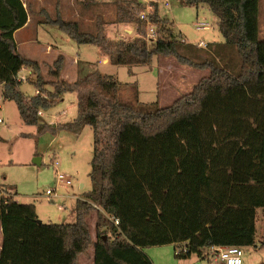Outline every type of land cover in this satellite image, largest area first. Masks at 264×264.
Returning <instances> with one entry per match:
<instances>
[{
    "label": "trees",
    "instance_id": "obj_1",
    "mask_svg": "<svg viewBox=\"0 0 264 264\" xmlns=\"http://www.w3.org/2000/svg\"><path fill=\"white\" fill-rule=\"evenodd\" d=\"M141 7L136 0H130ZM207 4L218 17L225 45H234L241 59L238 72L219 64L223 43L209 45L211 59L201 63L181 49L198 51L175 33L158 11L161 37L150 49L134 47L127 54L150 60L174 56L182 64L211 72L193 90L172 104L137 105L121 100V83L99 70L60 79L54 91L37 60L18 52L15 32L28 22L23 0H0V84L14 100L24 122L38 132L60 129L94 132L91 190L78 198L74 223L43 222L34 203L0 199L4 241L0 264H79L94 247L95 264H153L143 248L186 242L190 257L212 246L264 247L258 216H264V39L260 38V0H184ZM78 44L102 40L80 30L75 21L47 16ZM105 49V47H103ZM106 52V51H105ZM112 55V54H111ZM61 55L51 74L60 77ZM116 63V62H115ZM32 69L28 81L38 92L21 90L19 73ZM33 76L35 79H32ZM54 84V83H52ZM66 90L78 92V115L70 122L43 124L48 110ZM1 140V136H0ZM98 206V207H96ZM96 213V239L89 218ZM264 218V217H263ZM115 219L119 224H115Z\"/></svg>",
    "mask_w": 264,
    "mask_h": 264
},
{
    "label": "rangeland",
    "instance_id": "obj_2",
    "mask_svg": "<svg viewBox=\"0 0 264 264\" xmlns=\"http://www.w3.org/2000/svg\"><path fill=\"white\" fill-rule=\"evenodd\" d=\"M143 1L139 7L130 0H37L31 6L36 11V17L27 29L18 34L17 39L23 42L36 35L41 38L42 44L22 47V52L39 62L44 79L48 82L45 88L50 91L55 90L54 85L60 79L74 82L78 76L99 70L121 83L118 92L121 100L135 105L156 102L157 106L165 107L191 92L194 85L208 76L211 70L209 67L182 64L170 55L156 54L150 60H144L127 54L134 47L150 49L153 41L161 37L160 34L156 39H149L143 27L139 26V14L148 10L149 1H157L152 5L156 15L158 11L162 18L171 22L182 41L196 47L197 52L189 50L186 45L181 49L185 56L194 61L201 63L210 60L211 53L207 52L209 45L224 44L226 40L219 30L218 17L207 4L189 5L184 0H168L167 4L166 0ZM259 13L260 38L264 39V0H260ZM47 16H61L64 20L77 22L81 31L99 37L103 46L96 43L78 44L57 24L35 21ZM197 22H205L208 26L199 29ZM200 41H204L207 47H199ZM48 43L55 46L53 50L47 48ZM56 46L60 48V53ZM219 53L217 60L220 65L233 68L236 72L240 70L241 59L234 45L224 44ZM61 55L64 59L58 78L51 74V70ZM22 74L26 75L27 72L23 71ZM21 90L32 97L36 95L37 86L34 82L23 81ZM55 101L48 110L39 111L42 112L39 113L40 119L47 121L45 124L57 125L54 124L56 120L65 123L77 117V90H66L61 99ZM0 104V115L6 120L0 123V190L8 195L13 194L15 188L18 200L37 205L46 221L74 223L76 200L85 199L92 186L89 176L94 149L92 127L86 125L78 133L64 129L56 133L48 129L38 132L37 125L24 122L16 102L4 98L1 85ZM38 157L42 158V162L38 161ZM55 162L59 163L60 172L72 176V186L57 184ZM54 187L58 196L52 199L46 195V191ZM64 204L67 208H62ZM93 214L97 220L96 213ZM258 217L259 233L264 237V216L260 213ZM91 230L93 237H96L95 227ZM143 252L150 256L153 264H225L222 260L215 262L210 255L199 256L197 253L186 258L178 257L175 246L168 244L143 248ZM79 264H95L92 249L80 259ZM243 264H264V247L259 244L243 247Z\"/></svg>",
    "mask_w": 264,
    "mask_h": 264
},
{
    "label": "built area",
    "instance_id": "obj_3",
    "mask_svg": "<svg viewBox=\"0 0 264 264\" xmlns=\"http://www.w3.org/2000/svg\"><path fill=\"white\" fill-rule=\"evenodd\" d=\"M139 3L143 0H136ZM144 2V1H143ZM151 4L148 6V10H145L139 14V23L141 27L144 29L145 36L148 37L149 39H156V36L160 35L161 33L159 32V27H158V22L156 21V9L152 6L154 2L158 3L157 1H149ZM147 2V3H149ZM166 4L168 3V0L165 1ZM197 28L199 29H204L208 25L205 22H197L196 23ZM199 47H207V44L204 41H200L198 43ZM19 80L27 81L28 82V76H19ZM0 110H2V105L0 104ZM42 114V112H39ZM6 120L0 115V123H4ZM58 162L54 163V167L56 169V180L58 185H65V186H72L73 185V180L72 176L69 174H66L64 172H60L58 170ZM57 188H49L46 191V195L51 197L52 199L54 197H57L58 194L56 192ZM10 194L6 195L3 190H0V199L2 197H7ZM98 207V206H96ZM62 208H65V206H62ZM115 224H119V220L115 219ZM188 253V247L186 242H180L178 243V246L175 250V254L177 255H182ZM209 255L214 259L215 262L222 260L225 262V264H243V247L238 246V245H217V246H212L209 249Z\"/></svg>",
    "mask_w": 264,
    "mask_h": 264
},
{
    "label": "crops",
    "instance_id": "obj_4",
    "mask_svg": "<svg viewBox=\"0 0 264 264\" xmlns=\"http://www.w3.org/2000/svg\"><path fill=\"white\" fill-rule=\"evenodd\" d=\"M36 1H37V0H23L24 4H25V6H26V8H27V10H28V22L26 23V25H25L24 27L20 28L19 30H17V31L15 32V40H16V43H17V49H18V52L21 53L22 55L28 57V58H31V59H32L31 56H28V54H25L24 52H22V47H30V46H34V45H37V44H42L41 38H40L38 35H36V36L29 37L28 40H25V41H23V42H19L18 39H17V37H18V34H19L21 31L27 29V28L31 25V23H32L33 20H34V17H36V15H35V13H36L35 9L31 8V6L33 7L32 3H33V2H36ZM26 2H27V3H26ZM259 9H260V8H259ZM259 15H260V13H259ZM45 19H46V18H36L35 21L38 22V23H40V24H42V23L45 22ZM54 47H55V46H52V45L49 44V43L47 44V48H48V49L51 48V50H53ZM56 49L58 50V53H60V52H59V51H60V48H59L58 46H56ZM34 60H35V59H34ZM78 63H79V60H78ZM114 64H115V63H114ZM23 71H26V72H27V74H26L25 76L30 77V75L32 74V69L27 68V67H24V68L22 69V71H20L19 76H23V74H22ZM0 85L3 87V84H0ZM37 92H38V90H36V93H37ZM42 119H43V118H42ZM42 119H40L41 123H45V122H47V121L45 120V118H44V120H45L44 122H43ZM54 122H55L54 124H58V123L60 122V120H56V121H54ZM38 161H39V162H42V158H41V157H38ZM9 186H12V185H9ZM14 193H15V192H14ZM15 199H16V201L20 202V201L18 200V198H17V194H15ZM77 199H78V198H77ZM76 201H77V200H76ZM75 205H76V204H75ZM64 206H65V204H64ZM65 208H67V206H65ZM36 210H37V214H38L39 218H41L43 222H51L50 219H49L48 221H46L45 218L40 214L37 205H36ZM92 215H94V214H92ZM258 221H259V220H258ZM89 224H90V227H91V228H92L93 226H94V227L96 226V220L93 218V216H91V217L89 218ZM257 225H258V222H257ZM92 234H93V233H92ZM95 234H96V232H95ZM258 234L260 235V233H259V226H258ZM93 236H94V234H93ZM95 236H96V235H95ZM260 236H261V235H260ZM261 238L264 240V237H261ZM94 239H96V237H94ZM3 241H4V234H3L2 221L0 220V253H1V251H2ZM168 245H174V244H168ZM174 246H175V245H174ZM153 247H155V246H153ZM146 248H147V247H146ZM149 248H152V247H149ZM91 249L93 250V254L95 255L94 247H91L90 250H91ZM90 250L88 251V254L90 253ZM86 255H87V254H86ZM86 255H82V256H80V259L83 258V257L86 256ZM147 255H148V254H147ZM207 255H209V252H208V251H204V255H203V256H207ZM148 256H149V255H148ZM149 257H150V256H149ZM209 257H210V256H209ZM153 261H154V260H153Z\"/></svg>",
    "mask_w": 264,
    "mask_h": 264
}]
</instances>
